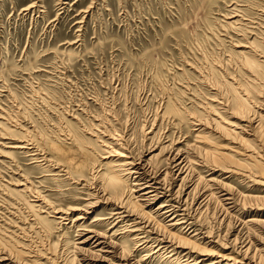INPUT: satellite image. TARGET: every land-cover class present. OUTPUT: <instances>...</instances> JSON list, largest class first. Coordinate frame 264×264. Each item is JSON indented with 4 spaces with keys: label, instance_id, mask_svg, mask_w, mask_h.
<instances>
[{
    "label": "rangeland",
    "instance_id": "1",
    "mask_svg": "<svg viewBox=\"0 0 264 264\" xmlns=\"http://www.w3.org/2000/svg\"><path fill=\"white\" fill-rule=\"evenodd\" d=\"M253 2L255 0H0V115H2L0 122L4 121L3 117L7 113L14 117L13 119L17 117L16 122H10L14 125L17 123L16 128L21 129L22 133L26 134L27 131V134L36 135L35 143L42 149L41 152H44V149L52 155L48 144L56 143L66 150L67 154L70 153L73 160L85 164L87 166L85 174L89 176L99 169H104L105 162L111 164L117 159L113 151L101 146L100 142L95 140V136L89 133L91 124L101 125L99 127L101 131L116 130L134 153L150 151L146 157L153 155V159L168 138L175 136L180 139L179 141L184 139L182 143L186 141L189 144L200 143L198 142L200 140L194 141L196 131L193 129L197 126H192L188 117L197 114L193 118L194 121L197 118L207 121L206 123L203 121L208 127L203 131V135L207 132L214 133L210 129L216 128L214 126L221 121L227 126V123L236 120L231 111L228 113L221 111L222 114L219 115L218 111L206 107L211 102L209 100L218 96V93L220 96L228 94L225 84L215 85L216 80L224 83L225 80L230 82L234 79L242 85V89L246 86V94L251 101L253 100V105L258 104L257 100L264 98L263 64H257L254 70L248 69L245 73L246 70H242L238 63L242 58L230 54V51H233L231 40L232 38L237 40L233 35L237 33L221 26L226 12L232 8L231 5L237 4L248 11L245 13L254 14L252 15L254 21L260 20V16L257 18L255 13H252L257 11ZM247 6L252 7L249 9ZM254 21L252 25L256 26ZM214 70L223 74L215 75ZM247 74L251 75V79ZM168 103L171 108L163 114ZM217 115L222 120L217 118ZM70 122L81 124L80 127L88 131L81 132L85 137L81 145L71 146L68 143L72 140L69 135L58 134L67 129L71 125ZM13 124L10 125L11 128ZM154 132L155 138L149 144L148 137ZM217 135L214 133L206 143L215 147H225L224 151H229L230 146L231 148L237 146L238 142L250 150L247 154L254 151V154L252 153L254 156L250 154L249 159L245 160L247 164L243 166L246 172L251 171V177L244 178L236 176L239 175L237 173L240 169L233 174L219 170L210 161L205 163L206 161L198 158V150L188 147L191 155H195L198 161L197 170L201 175L206 179H210L211 175V179L225 181L236 197L234 203L236 205L228 216L220 215L221 207L218 204L223 202H218L215 198L207 202L208 208L202 207L197 214L196 227L200 228L197 232L199 231L198 238H201L199 241L208 240L203 233L209 230L211 233L208 234L217 241L214 243L216 248L212 245L210 247L219 254L224 249V252L229 251L235 235H239V240L243 241L241 245L248 243L246 239L248 229L243 227L241 222L254 215L256 209L248 206L243 208L242 204L246 203L239 198L264 195V168L257 158L261 156L258 140L249 137L241 141L232 136L226 135V138L224 135L218 138ZM5 136H0L2 151L9 150V147L2 146L3 144L13 142V138ZM101 136L102 139L107 138L102 134ZM123 140L121 141L124 143ZM112 145L116 152L122 151L117 144ZM155 158L157 160L159 157ZM100 161L101 166H96ZM29 162L23 155H15L14 159L0 156V241L1 239L6 241L3 243L5 246L0 245V255L11 251L14 255L16 254L14 251L19 250L23 252L21 259H25L27 256L24 253L30 250L31 254L38 253L33 255L37 256L40 264H77L76 258L73 260V255L76 254L82 264H87V261L80 260V254L84 253H75L73 245L88 248L93 244V240H88L85 245L78 243L79 237L83 239L86 236L85 233L78 235L81 231L79 227L88 225L91 220L98 218L97 228L107 230L109 224L102 222L101 218L110 216L108 213L112 207L111 204H105L99 199H96L95 205L83 202L94 201L90 199L94 195H87V191L93 190L98 180H89L87 186H83L84 181H81V184H77L78 189L74 187L75 181L71 180L52 182L43 179L44 182L41 184L38 181L42 179V172L34 167V163ZM221 164L226 166L230 162L225 161ZM209 168L216 170L212 171ZM23 173L30 182H35L36 186L40 185L33 186L35 190L44 193L46 198L56 201L57 204L71 203L79 206H74L75 210H69L64 214L51 213L49 220L54 219L55 223L44 228L36 220V214L44 216L47 211L42 212L37 208L33 211L27 204L31 198L35 199L34 193L26 192L27 194L19 198L8 193L10 192L8 189L14 187L16 180L21 179L22 175L24 177ZM101 180L103 179L100 178L99 181ZM60 192L61 194H58ZM200 192L204 194L197 202L205 197L206 192L202 190ZM222 193L224 191L216 195ZM71 197H77V202L70 201ZM251 202L247 204L251 206L256 204ZM129 206L132 208L133 204ZM83 209L86 210H84L86 219L73 221ZM58 214L60 216L63 214V218L56 217ZM260 215L263 217L264 214ZM159 220L157 221L159 224L161 221L169 224L167 219ZM154 221L151 222L154 230L163 233L159 230V224ZM114 229L109 228V234ZM187 229L185 225L181 227L182 233L190 236L191 232ZM120 234L115 237L118 239ZM142 247L138 246L139 251H133L132 255L127 257L129 263L137 264V258L142 257H149L143 264H181L185 261L182 257L177 260L172 256L169 259L173 262H166V259L162 260L156 257V254L153 255L155 249ZM109 250H114L113 254L104 255L108 253L104 251ZM98 252L106 256L100 257L110 264L122 262L118 260L119 246L113 248L104 244L102 250ZM13 255H9L10 259ZM50 257L55 258L56 263ZM200 258L204 259L202 262H207L212 256ZM8 259L0 260V264H12ZM88 261L92 264L107 263L100 258Z\"/></svg>",
    "mask_w": 264,
    "mask_h": 264
},
{
    "label": "bare ground",
    "instance_id": "2",
    "mask_svg": "<svg viewBox=\"0 0 264 264\" xmlns=\"http://www.w3.org/2000/svg\"><path fill=\"white\" fill-rule=\"evenodd\" d=\"M253 3L255 9H257V11L259 12L257 14V11L252 13H255L256 17H261L260 20L257 19V22L256 19L255 21L253 20L254 18L252 19V15L254 14L245 13L247 10L245 8L243 9V7L241 6H237L239 5L237 4L231 5L232 8H230L229 11L226 12L224 21L221 24V26L228 29V31H235L237 33L233 34L237 37V40L231 37V46L233 48L231 50L233 51H230V54L238 55L240 56V59L242 58L241 62L238 63L241 66L242 70H246L245 73L248 71V69L254 70L257 64H263L262 66H264V0H255V2ZM251 7L248 8L251 9ZM252 20L254 21V25L256 26L252 25ZM213 73L215 75L223 74L222 72L220 73V71L217 70H214ZM250 77L251 75L249 76V78ZM232 81L230 80L229 82L227 80L226 82L225 80L224 83H221V81L216 80L215 85L222 86L223 84H225V88L227 89L226 91L228 94L224 96L223 94H221L222 96H220V94L218 93V96H214V98L209 100L211 102L206 107L213 109L214 111H218L219 115L222 114L221 111H224L225 113L231 111L232 116H234L236 120L227 123V126L223 125L221 121L214 126L216 128L209 129L210 131H214V133H217L218 138L219 136L224 137L225 135L226 137L227 135L228 137L232 136L234 139L241 141L243 139L246 140L249 137H252L253 140H258V143L261 147V156L257 158H259L260 164L262 163L261 167L264 168V98L257 101L255 100L258 104L253 105V100L251 101V98L248 96V94H246V86L244 87V89H242L243 87L240 83L239 85L234 79H232ZM216 93L217 92H215V95ZM164 108L165 110L163 111V114L167 110H169L171 106H169L168 103ZM7 114H5V117H3L4 121L0 122V136L4 135V137H6L5 135H7L8 138H13V142H10V144L8 145H6L7 143L2 145L8 146L9 150H0V156H9L13 159L15 155L25 156V158L30 161L29 163H34V167L42 172V179L38 181L39 183L41 182V184L44 182H42L43 179L50 180L52 182L71 180L72 182L75 181L76 184L74 187L78 189L77 184H81V181H84L83 186H87L89 180H98L96 181L98 183L93 186V190L89 189L87 191V195H94L90 197V199H94V201L83 200V202H85V204H94V202H96V199H99L102 202H105V204L112 205L110 212L108 213V215L110 216H108L107 218H101L102 222H107V224H109L107 230H101L97 228V224L99 223V221H97L98 218L91 220L90 224L88 225H80L81 227H79V229H81V231L78 232V235L81 236L85 233L86 236L83 239L82 237H79L78 243L85 245L88 240H93V244L88 248H84V246L76 247L73 245V248H75V253H84L80 254V260L82 259L83 261H87V264H92V262L88 260L100 258L101 260L107 262L105 264H110L105 259H102L100 256L103 255H100V253L98 252L101 251L103 245L106 244L107 247H120V257H118V260L122 262H120L119 264H131L128 262L127 257L132 255L133 251L138 250V246H143L142 248L149 247V250L155 249L153 251V255L156 254V257L158 256V258H162V260L166 259V262L171 263L173 262V260L169 258L175 256L173 259L179 260L181 257L184 258L182 260L185 261H183V263L181 264H222L225 262L227 264H264V215L263 217H261L260 215L264 214V211H261L264 209V195H261L260 197H250L248 195L249 197L241 196V198H239L242 199L244 203H246L242 204L243 208L248 206L251 207V209H256L254 215L250 216L245 222H241L242 226L248 229L246 234L248 243H246L245 245H241L243 241L239 240V235H235V239L232 241V245L229 247V251L224 252V249L223 252L217 254L210 247L212 245L213 248H216V245H214V243L216 244L217 241H214L213 238H211V235L208 234L211 233L209 232V230H206V232L203 233L204 236L208 238V240L206 242H203L204 239H202V241H199L201 238H198L199 231L197 232V230H199L200 228L196 227V220L197 214H199V209H201L202 207H204L205 209L208 208L209 204L207 202L210 199L215 198L218 202H223L222 204L218 205L221 207L219 209L221 211L220 215H223L225 217L229 215L231 209H233L236 205L234 204L236 202V197L232 193L233 190H231V188L225 183V181L221 182L218 180V182L214 178L211 179V175L209 177L210 179H206L201 175V173L197 170L198 161L194 157L195 155H191L188 147L191 146L192 150H198V158L206 161L205 163L210 161V163H213V166L219 170H223L225 172H230L233 174L239 171L237 169H240V172L237 173L239 175L236 176L244 178H249L250 174H252L249 170H247L248 172H246L243 166L247 164L245 160L249 159L250 154L253 155L254 151H251L250 154H247V151L250 150L244 148L243 144L238 142L236 143V145L238 144L237 146H233L232 148L230 146L229 151H224V149H226L225 147H215L211 144H207L206 142H208V140L212 138L214 133L211 134V132H207L206 135H203V131L208 128L206 126L207 124H204L207 121L205 120V122L203 120V123V121L198 118L195 119L196 121H194L193 118L194 116H197V114H193L194 116L188 117V121H191L192 126H197L195 129H193L194 131H196V134L194 135V138H196L194 139V141L200 140L198 141L200 143L194 142L192 144H189V142L186 141L184 142V144L182 143L184 139L182 141H179L180 139L176 138L175 136L168 138L163 144L160 143L162 144V146L159 149V152L157 154L158 156H155L159 157L157 160L155 157V160L153 159V155L146 157L148 155V152L150 151H148L147 153H134L130 146H127V142L125 141V139L123 140V137H120L117 134L118 132L116 133V130L109 132H106V130L101 131V129L99 130V127L101 125L98 126L97 124H91L92 128L88 129V131L90 130L89 133L95 136V140L97 142L99 141L101 146H105L109 148V151H113L117 159L112 161L111 164H109L108 161L105 162L104 169L97 170L95 174L89 173L90 176L85 174L87 170V166L85 164H83L79 160H73L71 154H67V151L62 149L56 143L50 142L48 144V148L49 150H51L52 155L44 149V152H41L42 149H40L38 144L35 143L36 135L27 134L28 132L26 130V134L22 133L21 129L20 131L18 130L19 128H16L17 123L16 125L11 123L16 122L17 117L13 119L14 117L12 118ZM0 116L2 117V115ZM217 118H220V116L217 115ZM78 120L79 119H77V121ZM210 120L208 122H210ZM8 121H11L10 123L14 125L12 126V128L10 127L11 124ZM80 125L77 123H72L67 127V129L63 130L62 133L58 134L64 136L69 135L70 139L72 138V140L68 142L71 146H73V144L81 145L85 138L81 132L86 131L88 133V131L81 128ZM101 134L106 136L107 138L102 139L101 137L103 136H101ZM155 134L156 133L154 132L148 137L150 139L149 144H151L152 139L155 138ZM214 138L215 137H213V139ZM121 140H123L124 143ZM112 144H117L122 148V151L116 152V149L114 150L115 147ZM224 145L226 146V143ZM238 156L242 157L238 158ZM225 161L230 162V164L222 166L221 163ZM101 162L102 161H100L99 164L97 163L96 166L100 167ZM215 168L209 169L215 171ZM100 178H102L103 180L99 181ZM235 181L237 180L235 179ZM34 184L35 182H30V179L27 177V175L25 177L24 174V177L22 175L21 179L16 180V182L14 183V187L8 189L10 190V192H8L7 189L6 191L10 194L17 195L18 198L19 196H24L26 192H32V194L34 193L35 199L31 198L32 195L30 194L31 200L27 201V204H29V208H33V211L36 208L39 209V211L41 209L42 212L47 211V214L44 216L36 214L37 218L34 217L43 227L47 226L46 228H48V225H54L55 220H49L51 213L61 214L63 212L64 214L69 210H75L76 207L74 206H79V204L71 203L65 205L57 204L56 201H52L51 199L46 198V195H43L44 193L42 194L38 189V191L35 190L36 188H34ZM36 185L37 184H35V186ZM200 185L204 188L206 187L207 189H203ZM38 186L40 185L38 184ZM4 188H6V186ZM200 190L205 191L206 193L205 197H203L204 199H202L200 202H197L199 197L201 195L203 196L204 194L201 193ZM222 191H224V193L219 196L216 195V193ZM58 194H61V192ZM70 199V201L75 200V202H77L78 200L77 197H71ZM20 200L22 201L21 198ZM250 202H255L256 204H253L252 206L250 204L248 205L247 203ZM258 202H261L262 204H258ZM129 204H133V207L131 208ZM155 204H157L156 207H154ZM86 206L88 208V205ZM84 210L85 209H83L82 213L77 214L76 217L73 218V221L77 222L79 220L86 219L84 215L86 210ZM62 215L56 217L63 218ZM125 218H127L126 222L124 221ZM153 219L156 221H154ZM159 219H167V222H169V224L162 221L159 224L157 223ZM152 221L159 224V230L163 231V233L154 230L153 224L151 223ZM183 225L188 228L187 231L191 232L190 236H188V234L182 233L181 227ZM109 228H115L111 234H109ZM175 231L178 232L176 233ZM119 233L121 234L117 239L115 236H117V234ZM204 236L203 238H205ZM249 237L253 238L254 240L250 239ZM1 241L3 240L1 239ZM1 241L0 245L5 246V244L3 243H6V241ZM21 244L23 245L24 243L22 242ZM224 248L228 250L227 247L224 246ZM5 250L3 249V251ZM14 252L16 253L14 255L12 254V251L11 253L8 252V254L6 253L0 255V260L9 258L8 260L12 264H40L36 256L38 253L36 252L33 253L36 255H33L31 254L32 252L30 250L26 251L24 253L25 256H27L25 257V259H21V254L23 252H20L19 250H16ZM104 252H108L104 254L107 256L112 255L114 250ZM9 255H13L11 259ZM88 255H91V257H88ZM206 255L212 256V258L207 262H202L204 259L200 258V256ZM73 256V260H75L76 258V261H78L76 262L77 264H82V262L77 259L76 254H74ZM52 257H50V259L54 260L56 263L55 258L53 259ZM147 258L149 257H142L141 259L137 258L136 263L143 264Z\"/></svg>",
    "mask_w": 264,
    "mask_h": 264
}]
</instances>
